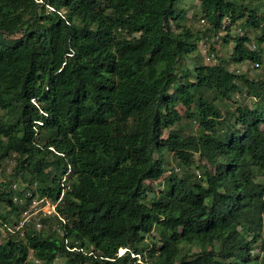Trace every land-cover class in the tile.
I'll return each instance as SVG.
<instances>
[{
    "label": "trees",
    "instance_id": "trees-1",
    "mask_svg": "<svg viewBox=\"0 0 264 264\" xmlns=\"http://www.w3.org/2000/svg\"><path fill=\"white\" fill-rule=\"evenodd\" d=\"M186 1L234 43L231 63L263 62L247 33L229 32L264 31V0H0V166L13 159L33 196L61 199L44 218L59 225L51 234L3 236L0 216V264H264V82L221 59L185 68L209 43L183 25ZM246 89L255 102L224 115L217 101ZM180 107L197 134L176 128ZM168 154L206 164L149 200ZM8 185L0 204L17 212L25 192Z\"/></svg>",
    "mask_w": 264,
    "mask_h": 264
},
{
    "label": "rangeland",
    "instance_id": "rangeland-1",
    "mask_svg": "<svg viewBox=\"0 0 264 264\" xmlns=\"http://www.w3.org/2000/svg\"><path fill=\"white\" fill-rule=\"evenodd\" d=\"M177 9L183 13V25H186L190 27L194 32H207V26L202 22L203 16L201 14V6L198 1H186L182 3L177 4ZM264 13V10L259 12V15L262 16ZM230 36L231 38H234V36L244 35L247 33V35L250 38V42L248 43V46L251 49H256L260 51L261 56L263 58V62L260 64V66H257L255 64L251 63H243L242 65H236L229 61L230 54L233 50L234 43L225 44L224 42V34L221 33L219 36H215L211 32H207L206 35L209 37V45L216 48L215 53H217V56L215 61L211 62V64H215L218 59L225 60L226 65L229 68L230 71L245 75L250 80H260L262 83L264 82V31L262 28L253 29L248 28L246 29L244 25L241 24V22H238L236 26H234L230 30ZM262 39V41H261ZM200 43L198 51L194 54H192L189 58H187L185 62V68H193L195 66L199 65H205L210 64L207 63L205 60L204 53L201 50ZM171 91V90H170ZM255 102V98L253 96H249L247 89L244 90L243 93L237 94L233 97L232 101H223L218 100L217 105L223 110V114L226 115L227 113H233L238 109L239 107L243 105H251ZM180 110L184 116L182 124L180 126H177L176 128L180 129L184 135H193L197 134L199 132V125L198 123L187 117V108L180 107ZM4 115V112L0 111V118ZM169 131H163V136L166 137L168 135ZM1 139V136H0ZM166 164H167V172L164 174V176L158 180V181H147L146 184L149 185L151 189V193H149V200H153L157 197L159 193H161L166 188V180L171 176V174L177 175L178 177H182L186 172L189 171V173L194 174L197 178H199V175L202 174V168L200 166H203L206 164L205 161H201L197 159L194 167H192L190 170H188L186 167L181 166L179 161L176 157L173 155H167L166 156ZM16 166V162L13 159H7L1 166H0V185L9 184L8 188L11 190L10 185L12 183L14 185H18L19 191L26 192L27 184L25 183L24 179L21 176L13 177V171ZM65 179V178H64ZM63 179V180H64ZM62 180V181H63ZM257 181L259 183H264V176L259 175L257 177ZM20 182V183H19ZM13 185V186H14ZM16 187V186H14ZM148 200V202H149ZM16 205H18L20 208L17 212H15L12 208L8 206L7 203L0 204V216L3 218L8 219V229L6 227L2 228V234L3 236H7L8 232L14 233L15 236H17L18 233H24L25 230H28V228L35 226L40 231H45L48 234H51L54 231H57L59 229V225L55 220H48L44 219L45 216L43 215V212H35V209L30 207V205L27 204L28 200L24 199L20 204L18 201H15ZM15 205V204H14ZM44 204H41L43 206ZM3 222V219L0 220ZM247 227V226H246ZM20 236L18 235V238ZM157 240L159 237L157 234H153L151 237H147L146 239L148 241ZM0 240H3L0 239ZM183 246H186L187 250H198V247L196 248L194 245L191 244H184ZM124 250H120L119 254H123ZM256 254H260L264 256V227L261 231V238L258 240V243L256 245ZM134 257V255H133Z\"/></svg>",
    "mask_w": 264,
    "mask_h": 264
},
{
    "label": "built area",
    "instance_id": "built-area-1",
    "mask_svg": "<svg viewBox=\"0 0 264 264\" xmlns=\"http://www.w3.org/2000/svg\"><path fill=\"white\" fill-rule=\"evenodd\" d=\"M202 22L205 24V21L202 20ZM201 50L204 53V57L207 63H210L215 61L216 59V53L215 51L211 50L210 47H208L207 43H202L201 45ZM212 65V64H211ZM260 66V65H257ZM65 181V179L63 180V182ZM26 199L28 200L27 204L30 205V207H32L33 209H35V212H43V215L46 216H58L57 213V205L60 202V200H58L57 202L52 201L46 197L43 198H39L38 196H33V194L31 193L30 190H27L24 194V196L22 198H15L14 199V203H16L15 201H20L19 203L22 204L21 202ZM41 204H44V208L41 206ZM124 253V251H123Z\"/></svg>",
    "mask_w": 264,
    "mask_h": 264
}]
</instances>
